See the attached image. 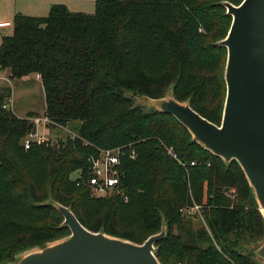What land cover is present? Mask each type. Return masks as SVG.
Segmentation results:
<instances>
[{
  "label": "trees",
  "instance_id": "trees-1",
  "mask_svg": "<svg viewBox=\"0 0 264 264\" xmlns=\"http://www.w3.org/2000/svg\"><path fill=\"white\" fill-rule=\"evenodd\" d=\"M224 2L242 0H94L92 14L53 4L44 17L14 16L12 34L0 40V70L9 81L39 76L48 132L78 126L70 128L74 138L25 150L36 116L17 118L7 105L10 87H0V264L70 235L55 205L93 233L138 245L164 221L154 245L159 264H259L229 239H264V218L239 164L127 95L159 100L172 87L173 99L219 126L227 60L220 42L232 22ZM114 148L136 157L122 159L119 192L96 198L86 186L88 158ZM194 204L207 230L179 212Z\"/></svg>",
  "mask_w": 264,
  "mask_h": 264
},
{
  "label": "water",
  "instance_id": "water-1",
  "mask_svg": "<svg viewBox=\"0 0 264 264\" xmlns=\"http://www.w3.org/2000/svg\"><path fill=\"white\" fill-rule=\"evenodd\" d=\"M232 17L220 42L227 50L226 98L219 126L173 98L155 100L158 110L172 116L194 141L228 163L236 161L254 192L264 218V0L224 2ZM33 127L31 122L29 129ZM70 235L29 252L15 264H159L154 245L164 230L138 245L87 230L66 207L55 205ZM264 261V242L254 250Z\"/></svg>",
  "mask_w": 264,
  "mask_h": 264
},
{
  "label": "rangeland",
  "instance_id": "rangeland-1",
  "mask_svg": "<svg viewBox=\"0 0 264 264\" xmlns=\"http://www.w3.org/2000/svg\"><path fill=\"white\" fill-rule=\"evenodd\" d=\"M56 4H63L68 5L73 11L75 12H83L86 14H92L95 10V4L94 0H53ZM44 11L42 15H47V13ZM12 33V28L8 29L6 32H4V36H7ZM3 37V36H2ZM1 40V37H0ZM30 79L28 81L21 79H14L11 80L12 84V95H10V98L7 102L8 108L11 109V106L13 107L12 112L16 114L18 117H24L28 112H32L36 117L35 118H43L44 117V111H45V98L44 93L39 85L34 79L33 76H29ZM25 79V78H24ZM10 85V84H9ZM2 85H0L1 87ZM8 86V85H7ZM9 87V86H8ZM129 97L133 99L134 105L142 108L144 111H155L158 110V104L157 101L148 99L143 96L136 95L134 92H129L127 94ZM173 97L172 87H169L165 93V99H169ZM186 103V101L184 102ZM30 122H33L30 120ZM78 123L73 122L68 128H57L58 130L55 131H47V128H44V125L42 122L38 126H34V130L36 134L46 136L48 140L51 143H56L61 141H64L67 136L75 137L76 134L72 133L70 131V128L77 127ZM163 143V142H162ZM165 144V143H164ZM168 146V145H166ZM76 176V173L72 175L74 178ZM110 195V194H109ZM107 195V196H109ZM52 201H48L46 204L50 205L52 204ZM162 230L166 232V226L164 225V221H162ZM192 226L194 229H198L201 227H204L207 230L206 222L203 218V214L200 213V215L194 217V220H192ZM231 241H239V245L236 246V249L239 251H245V252H254L255 249H257L264 241L263 238L256 239L254 237H250L248 235H237L235 237H229ZM39 248H31L30 250L21 252L17 258L22 257L23 255L38 250ZM259 264H264V261L257 260ZM15 264V263H14Z\"/></svg>",
  "mask_w": 264,
  "mask_h": 264
},
{
  "label": "built area",
  "instance_id": "built-area-1",
  "mask_svg": "<svg viewBox=\"0 0 264 264\" xmlns=\"http://www.w3.org/2000/svg\"><path fill=\"white\" fill-rule=\"evenodd\" d=\"M3 26L4 25L0 24V28ZM3 81L7 80L3 79ZM31 120L33 121V126H38L42 122L44 128H47L49 124V120L45 117H34L31 118ZM43 135L36 134L35 130L28 134L23 141L25 150H28L32 144L47 142L48 138ZM163 154L180 162L177 153H175L171 147H164ZM124 157L134 159L136 154L133 150L129 152L125 151L123 148L101 149L97 150L96 154L88 158V179L86 186L94 197L100 198L116 191L119 192L120 168ZM191 165H194V163H191ZM201 211L202 206L196 204L179 209V212L186 218H194L200 215Z\"/></svg>",
  "mask_w": 264,
  "mask_h": 264
},
{
  "label": "crops",
  "instance_id": "crops-1",
  "mask_svg": "<svg viewBox=\"0 0 264 264\" xmlns=\"http://www.w3.org/2000/svg\"><path fill=\"white\" fill-rule=\"evenodd\" d=\"M53 2L55 1L53 0H0V24L4 25L3 27L0 28V37L6 35L4 34V32H6L8 29L10 28L13 29L12 21L16 14L19 13L25 16L44 17L45 15H42L43 12L45 11L46 13H48L50 6L53 4H56ZM65 6L68 8L69 11L75 12L67 4ZM75 13H83V12H75ZM11 34L12 33H10L9 35ZM9 35L7 34V36ZM29 76H33V75H29ZM29 76L24 77L25 79L23 78V80L28 81L30 79ZM3 79L7 81H3ZM34 79L37 83H39V85L41 86L43 90L39 76L34 75ZM0 85H4V86L8 85L11 89V95H12V84H11V81H9L8 79L7 71L2 72L0 70ZM11 109H13L12 106H11ZM29 113H32V112H28L27 114ZM27 114L24 117H18L16 114L14 115L17 118H25Z\"/></svg>",
  "mask_w": 264,
  "mask_h": 264
}]
</instances>
